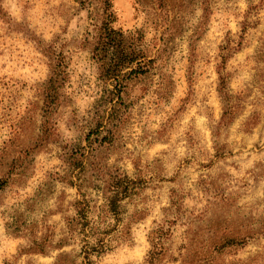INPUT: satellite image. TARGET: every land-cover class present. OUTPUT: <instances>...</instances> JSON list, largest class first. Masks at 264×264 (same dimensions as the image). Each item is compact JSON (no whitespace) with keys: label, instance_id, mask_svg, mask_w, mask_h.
I'll use <instances>...</instances> for the list:
<instances>
[{"label":"rangeland","instance_id":"rangeland-1","mask_svg":"<svg viewBox=\"0 0 264 264\" xmlns=\"http://www.w3.org/2000/svg\"><path fill=\"white\" fill-rule=\"evenodd\" d=\"M108 3L0 0V264L72 260L111 176L127 233L92 264H264V0ZM104 19L140 57L118 78Z\"/></svg>","mask_w":264,"mask_h":264},{"label":"trees","instance_id":"trees-1","mask_svg":"<svg viewBox=\"0 0 264 264\" xmlns=\"http://www.w3.org/2000/svg\"><path fill=\"white\" fill-rule=\"evenodd\" d=\"M100 1L105 4V13H107L109 0ZM104 21L98 30L96 55L106 58L111 56L109 62L104 63V76L107 79L118 78L125 69L130 68L140 57L136 52L135 40L124 35L122 31H117L108 26L106 19ZM117 92L119 95V91ZM128 189V183L125 182L124 178L111 176L102 190L104 202L100 206H92L87 198L76 200L74 203L76 216L67 220V227L69 240L75 239L77 235L82 236L80 251L73 255L72 260L68 259L69 255L66 252H61L55 257L53 264H77L75 257L80 255L82 260L79 261V264H92L93 256L103 255L110 251L113 247V241L127 233L124 231L121 203L127 197ZM92 207H96L101 213H98L94 218H89L87 214L92 211ZM100 227L104 228V231H100ZM161 233V230H153L148 235L153 244L151 255L155 260L164 251L161 247ZM60 244L58 247H61L64 241H61Z\"/></svg>","mask_w":264,"mask_h":264}]
</instances>
